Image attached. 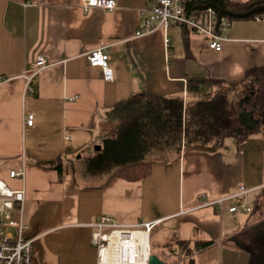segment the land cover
<instances>
[{
	"label": "crops",
	"instance_id": "crops-1",
	"mask_svg": "<svg viewBox=\"0 0 264 264\" xmlns=\"http://www.w3.org/2000/svg\"><path fill=\"white\" fill-rule=\"evenodd\" d=\"M149 2L85 11L80 0H0V182L25 190L33 264H99L92 235L102 215L124 227L156 223L164 242L214 240L193 254L195 264H248V252L229 240L264 219L254 213L264 203V129L242 143L231 137L220 148L183 149L136 181L99 185L83 172L95 147L116 133L119 103L142 93L206 99L221 88L211 80L239 83L264 66V18L231 22L216 51L180 25L136 35ZM95 49L108 52L112 80L87 62ZM41 55L47 66L28 92L24 75ZM22 169L24 177H10ZM152 249L176 264L168 262L173 251Z\"/></svg>",
	"mask_w": 264,
	"mask_h": 264
},
{
	"label": "trees",
	"instance_id": "trees-1",
	"mask_svg": "<svg viewBox=\"0 0 264 264\" xmlns=\"http://www.w3.org/2000/svg\"><path fill=\"white\" fill-rule=\"evenodd\" d=\"M263 4L264 0H224L223 7L221 0H183L185 12L190 17H197L213 7L230 22L264 18V10L244 17L233 15L249 12ZM182 27L184 32L191 30ZM210 82L221 88L206 99L185 103L180 97L142 93L119 103L116 133L105 138L102 149L86 160L83 172L99 185L114 177L136 181L150 174L153 162L169 160L180 155L183 149L220 148L231 137L242 143L264 129V66L248 69L239 83ZM49 164L61 168L54 162ZM229 241L248 252V264H264V219L247 226ZM214 243V240L193 243L178 240L187 255ZM152 254H155L153 249ZM190 264L195 262L192 260Z\"/></svg>",
	"mask_w": 264,
	"mask_h": 264
},
{
	"label": "built area",
	"instance_id": "built-area-1",
	"mask_svg": "<svg viewBox=\"0 0 264 264\" xmlns=\"http://www.w3.org/2000/svg\"><path fill=\"white\" fill-rule=\"evenodd\" d=\"M81 6L87 11L91 7H100L107 11H114L118 5L117 0H80ZM143 27L136 35H143L163 28L167 30L172 25L187 26L191 30L204 35L211 49L220 51L224 33L231 22L226 17H221L217 10L209 7L197 17L186 14L183 0H150L148 7L143 11ZM168 46L169 39L166 38ZM87 62L93 66H100L105 80H112V69L109 66V54L105 49H95L88 53ZM47 66V60L43 55L38 57L35 70L30 75H24L27 80L26 91L34 92L31 86L34 76ZM33 115H29L26 123L32 125ZM25 170H11L10 177H24ZM2 183V182H1ZM3 187L6 186L3 184ZM8 190V189H7ZM245 187L240 188L239 194L247 193ZM25 200V190L4 192L0 187V264H33L35 261L34 239L27 236V224L25 223L22 204ZM237 206L230 211H238ZM245 212L250 208H243ZM156 223L145 222L134 227L119 225L108 215H102L94 223L96 231L92 235V243L98 248L99 264H102L105 250L111 246V238L116 235L127 241H133L136 236H142L148 243V254L142 251L140 246L133 243L123 245L121 250L123 260L146 261L152 255V230ZM138 244V243H137ZM218 264V263H215Z\"/></svg>",
	"mask_w": 264,
	"mask_h": 264
},
{
	"label": "bare ground",
	"instance_id": "bare-ground-1",
	"mask_svg": "<svg viewBox=\"0 0 264 264\" xmlns=\"http://www.w3.org/2000/svg\"><path fill=\"white\" fill-rule=\"evenodd\" d=\"M0 187L4 189L5 193H8V190L3 187V183L0 182ZM129 243H133L136 245H142L140 248L145 253L148 254V243L147 240L142 236H136L133 241H127L121 236L116 235L111 238V246L104 253V259L102 264H146V261H138V260H123V256L121 250L123 245H128ZM138 243V244H137Z\"/></svg>",
	"mask_w": 264,
	"mask_h": 264
},
{
	"label": "rangeland",
	"instance_id": "rangeland-1",
	"mask_svg": "<svg viewBox=\"0 0 264 264\" xmlns=\"http://www.w3.org/2000/svg\"><path fill=\"white\" fill-rule=\"evenodd\" d=\"M233 21H237V19L233 20ZM93 152H95V150ZM258 209H259V211L258 212L254 211V213H256V215H259V214L260 215L256 216L258 219L256 217H255V219L261 220L264 218V203H262V205ZM259 217H260V219H259ZM252 219H253V217H252ZM253 222H255V221H252V223ZM151 239H152L151 242H152L154 250H161V249L164 250L166 248L167 249L166 251H168V253L173 251L172 256H174V258L171 256L170 261H168V262L176 263V264H190V261H192L193 254L187 255L186 252L184 251V249L178 244L177 238H174V241L170 240V241L164 242L162 239V234H161L160 230L155 227L154 230H152ZM174 248H176V250Z\"/></svg>",
	"mask_w": 264,
	"mask_h": 264
},
{
	"label": "water",
	"instance_id": "water-1",
	"mask_svg": "<svg viewBox=\"0 0 264 264\" xmlns=\"http://www.w3.org/2000/svg\"><path fill=\"white\" fill-rule=\"evenodd\" d=\"M221 4H222L223 7H225L224 0H221ZM261 10H264V4L255 7L254 9H252L249 12H246V13H233V15L236 16V17H244V16H247L249 14H252V13H255V12H258V11H261ZM101 149H102L101 145H98V146L95 147V150H97V151H100ZM149 264H166V262L162 261L156 254H152L150 256V258H149Z\"/></svg>",
	"mask_w": 264,
	"mask_h": 264
}]
</instances>
